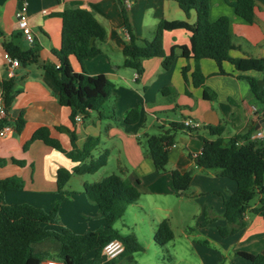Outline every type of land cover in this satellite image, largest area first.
<instances>
[{
    "label": "crops",
    "instance_id": "1",
    "mask_svg": "<svg viewBox=\"0 0 264 264\" xmlns=\"http://www.w3.org/2000/svg\"><path fill=\"white\" fill-rule=\"evenodd\" d=\"M24 2L34 42L42 47L40 54L44 63H57L53 50L60 49L62 44L60 13L65 9H86L106 28L107 39L99 44L102 53L84 63V69L89 74H103L114 83V93L105 104L103 116L93 112L89 117L73 123L70 109L60 104L58 88L42 64L12 67L6 60L5 40H12L25 50L34 43L25 39L16 18V12ZM255 2L256 18L250 24L239 18L225 0H211L210 19L216 20L221 16L230 19L233 41L241 46V49L231 51V56L235 58H264V0ZM125 5L132 30L138 37L150 38L161 20H182L190 24L197 21L194 9L188 15L174 0H0V100L1 81L14 78L10 121L19 117L25 120L21 132L0 136V179L15 176L25 183L22 190L7 191L4 200L8 205L28 203L47 211L60 200V220L67 223L63 217L66 216L81 226L79 231H72L83 234L105 228V219L99 216L97 204L85 193L84 186L88 180L80 178L79 188L71 189L73 194L68 197L63 198L58 192L57 171L60 168L73 170L78 163L42 140H31L38 129L47 127L51 136L70 150L72 144L67 132L70 129L75 131L80 149L89 136L100 139L93 151L94 157L108 150L109 158L103 167V177L120 174L137 185L140 191L139 200L127 207L121 219L122 227L117 228L121 233H134L140 240L137 229L143 226V231H147L153 240L157 225L168 220L174 238L165 246L171 247L175 254H195L201 258L202 264L207 263L206 258L214 254L223 257L233 254L252 264L238 253L264 256V217L250 212L246 216L245 227L223 237L218 228L227 224L224 201L236 191L237 183L221 176L218 169L198 167L195 158L203 144L198 135L213 138L206 129L208 126H223L222 136L225 139L251 129L257 130L258 125L262 128L264 116L260 106L251 96L246 80L216 74L218 67L211 59L197 62L182 57L181 46L190 47L191 44V33L186 29L164 33L165 52L169 54L176 47V59L172 66L164 69L161 57L144 59L145 71L137 81L136 71L123 64V49L129 40L122 15ZM70 60L76 71L82 70L75 57ZM186 66L189 70L185 80L183 69ZM198 69L205 77L204 85L196 84ZM225 69L233 71L228 63ZM248 74L264 76V72ZM166 86L174 88L173 97L162 94L161 90ZM205 94L212 99H207ZM134 108L140 112L139 121L127 123L125 117ZM186 118L199 121L201 127L194 134L184 130L176 133L175 145L169 149L167 170L159 172L147 152V136L158 134L160 127L183 124ZM57 127L65 129L60 131ZM173 170L192 173L191 186L186 193L176 192L171 176ZM186 203H190L191 208H186ZM66 223L63 225L66 226ZM53 225L49 223L46 227ZM93 259L94 254L89 253L87 261L91 263ZM114 264L128 263L124 258H117Z\"/></svg>",
    "mask_w": 264,
    "mask_h": 264
},
{
    "label": "trees",
    "instance_id": "2",
    "mask_svg": "<svg viewBox=\"0 0 264 264\" xmlns=\"http://www.w3.org/2000/svg\"><path fill=\"white\" fill-rule=\"evenodd\" d=\"M174 1L178 2L188 15L194 9L197 12L196 23L161 20L150 38L138 37L134 34L127 6L123 7L124 27L129 36L123 49L124 66L136 71L137 81H140L145 71L144 59L161 57L163 68L168 70L176 59V47H173L169 54L165 52L164 33L168 30L186 29L191 33V44L190 47L181 46L182 57L192 58L197 62L211 59L217 64L216 74L236 76L246 80L250 86V94L259 104L260 112L264 116V76L248 74L264 72V58L231 56V51L241 49V46L233 41L229 17L210 19L211 0ZM225 1L239 18L247 23H254L255 0ZM60 17L62 44L60 49L53 50L57 63L41 61L42 47L37 42H34L30 49L25 50L14 44L12 40H5V51L12 58H17L24 66L33 63L42 64L58 88L60 104L70 109L73 123L76 122L77 115L86 118L96 112L99 116H103L105 104L113 96L114 83L103 74H89L84 69V63L102 53L99 44L106 41L107 30L94 14L86 9L67 8L60 13ZM71 57L76 58L82 68L81 71L74 69ZM226 63L233 67V71L225 69ZM188 70V66L183 69L185 80ZM195 81L197 85H204L205 77L199 69L195 74ZM1 89L3 102L7 110H10L14 100L15 79L2 80ZM205 91H208V88H205ZM161 92L171 98L175 90L172 86H166ZM205 97L212 99V97L208 98L207 94ZM139 118L140 112L134 108L129 111L125 121L135 123ZM8 122L14 125L16 132H21L25 125L22 117ZM1 125L0 122V127ZM57 129L62 131L65 128L57 127ZM206 129L213 138L198 135L203 144L200 154L195 158V163L205 170L218 169L221 176L237 183L236 191L224 201V218L227 224L218 228L219 233L227 237L245 227L248 213L260 214L264 217V146L251 140L254 129L244 134L232 135L227 139L222 136L223 126H208ZM160 130L158 134L147 136V152L156 169L165 172L169 163V149L175 145L176 133L184 130L194 134L199 128L191 129L183 124L173 123L168 128L160 127ZM67 132L71 138L70 150L65 149L58 139L53 138L47 127L38 129L31 140H42L78 163L73 170L60 168L57 171L58 192L69 195L70 192L65 190V187L73 175L95 174L107 165L109 152L106 150L98 157H94L93 151L100 143L98 137L89 136L80 149L76 143L75 131L67 129ZM14 161L23 164L22 161ZM171 176L176 192L186 193L191 186L192 173L173 170ZM24 186L25 183L20 177L0 179V264H41L47 259L62 261L64 264H114L117 258L107 260L102 255L103 247L113 239H118L124 244V251L118 258H124L128 264H135L134 254L144 251L143 245L134 233L123 234L115 228V223L123 218L127 207L136 203L141 196L137 185L122 175L110 174L99 181L85 183V193L97 204L99 214L105 219L106 225L105 228L83 234L74 233L60 223L58 215L60 200L50 211L27 203L8 205L4 200L5 193L22 190ZM256 197L258 203L252 206L251 202ZM49 223H54L57 230L48 229L46 225ZM173 238L174 232L168 220L160 222L155 232V241L160 246H165ZM48 243L54 246L56 250L54 254L49 247L38 248ZM89 253L94 254L91 263L87 261ZM238 255L251 261L252 264H264L262 255L254 256L244 252Z\"/></svg>",
    "mask_w": 264,
    "mask_h": 264
},
{
    "label": "rangeland",
    "instance_id": "3",
    "mask_svg": "<svg viewBox=\"0 0 264 264\" xmlns=\"http://www.w3.org/2000/svg\"><path fill=\"white\" fill-rule=\"evenodd\" d=\"M257 77H260V76L257 75ZM251 140L256 141L260 145L264 144V139H253L251 137ZM104 170L105 169L102 168L98 172H96L95 174H92V175L86 174V175H82L81 177L78 175H75L73 181H71L69 183V185H67L65 187V190H68L70 192L69 195H72L73 193H72L71 189L75 190V189L79 188L80 178H85L90 183V182H93L94 180H98V179L102 178L104 175V173H103ZM106 170H109V169H106ZM61 195L63 196V198L69 196V195L62 194V193H61ZM257 203H258V197H256L251 202V205L254 206ZM184 206L186 208H191L190 203H186V205H184ZM58 215H59V212H58ZM63 217H65V220L67 221V223L64 222L63 220H60V218H59L60 223H62V224L66 223V226L64 225L65 227H67L69 229H73L74 231H79V229L81 227V226H79L80 225L79 223H73L71 219L66 218V216H63ZM94 219H97V218H94ZM83 227H85V226H83ZM115 227L118 229H121V227H122L121 220L117 221ZM143 228L144 227L142 226V229H141V227H139L137 229V233H138V236L140 239L139 242L144 247V251H140V252H137L135 254L137 264H202L201 258L195 254L194 255H189V254L186 255V254L178 253V252H177V254H175V252L173 251V249L171 247L160 246L156 241H154L155 235L153 236V240H152L151 237L148 235L147 231H145V230L143 231ZM48 229L57 230L55 225H53V227H49ZM74 233H76V232H74ZM78 234H80V233H78ZM48 247L51 250V252H53V254H54L56 250L53 248L54 246L51 245L50 243L40 245L38 248H48ZM212 248L214 249L213 245H212ZM206 261H207V263L205 262V264H250V263L244 261L242 258L234 257L233 254L231 256H226V257L214 254L213 257H207Z\"/></svg>",
    "mask_w": 264,
    "mask_h": 264
},
{
    "label": "built area",
    "instance_id": "4",
    "mask_svg": "<svg viewBox=\"0 0 264 264\" xmlns=\"http://www.w3.org/2000/svg\"><path fill=\"white\" fill-rule=\"evenodd\" d=\"M16 18L18 22V26L22 31L25 39L29 42H34V34L29 25L28 17H27V6L24 2L23 5L17 10ZM6 60L11 64L12 67H18L20 65L17 58H12L8 53H5ZM10 113L7 110L3 99L0 100V122L2 123L0 127V136H8L15 132L14 125L10 122ZM82 120V115L76 116V121ZM183 125L187 128L195 129L200 128L201 123L193 118H186L183 121ZM253 139H264V127L255 130L251 136ZM200 154V153H199ZM197 154L196 156H198ZM124 251V244L118 240L113 239L109 241L102 249V255L107 259L118 258ZM41 264H64L62 261L56 260H44Z\"/></svg>",
    "mask_w": 264,
    "mask_h": 264
},
{
    "label": "water",
    "instance_id": "5",
    "mask_svg": "<svg viewBox=\"0 0 264 264\" xmlns=\"http://www.w3.org/2000/svg\"><path fill=\"white\" fill-rule=\"evenodd\" d=\"M261 121H264V118H262ZM262 127H264V124H262ZM259 128H260V126L258 125V126H257V129H259Z\"/></svg>",
    "mask_w": 264,
    "mask_h": 264
}]
</instances>
